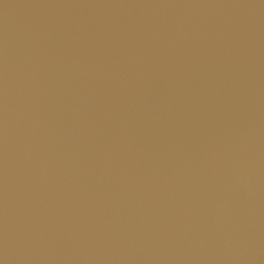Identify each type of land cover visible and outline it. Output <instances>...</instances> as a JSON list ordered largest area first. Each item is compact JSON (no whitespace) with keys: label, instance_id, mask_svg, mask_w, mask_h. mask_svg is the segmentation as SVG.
Wrapping results in <instances>:
<instances>
[{"label":"water","instance_id":"1","mask_svg":"<svg viewBox=\"0 0 264 264\" xmlns=\"http://www.w3.org/2000/svg\"><path fill=\"white\" fill-rule=\"evenodd\" d=\"M0 264H264V0H0Z\"/></svg>","mask_w":264,"mask_h":264}]
</instances>
